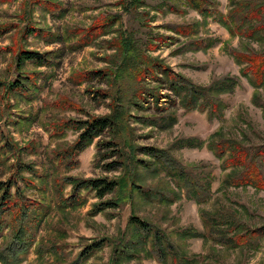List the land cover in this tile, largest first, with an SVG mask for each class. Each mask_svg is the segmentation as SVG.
Returning a JSON list of instances; mask_svg holds the SVG:
<instances>
[{"label":"rangeland","instance_id":"obj_1","mask_svg":"<svg viewBox=\"0 0 264 264\" xmlns=\"http://www.w3.org/2000/svg\"><path fill=\"white\" fill-rule=\"evenodd\" d=\"M208 2L211 13L204 16L184 0H143L133 11H126L120 0H0V180L12 176L26 202L50 204L20 264H68L75 259L78 264H264V236L236 242L222 231L233 232L225 217L250 229L264 228V189L223 185L230 168L223 169L222 159L207 146L221 128L244 145L264 144V88L253 89L233 57L235 51L264 52V43L232 35L219 21L231 0ZM105 22L106 27L99 28ZM188 24L194 28L189 35L173 32L172 26ZM32 27L39 29L28 34ZM123 32L138 49L196 86L222 78H231L234 85L213 93L223 106L210 118L205 110L181 105L163 80L141 81L160 95L157 101L130 95L126 104L132 143L165 149L183 167L188 185L151 163L137 168V182L145 191L149 188L148 193L134 190L121 206L93 213V205L112 194L99 198L92 189L73 190L69 178L116 176L118 171L104 166L114 158L100 160L98 138L70 159L60 154L66 155L80 132L76 120L110 113L112 96L122 93L117 89L120 57L115 44ZM20 49L49 52L48 62H26L17 69ZM96 70L109 73L108 78L85 80L87 72ZM18 73L30 74L27 90L7 89L12 80L22 81ZM170 114L167 127L148 125L144 119ZM107 138L105 133L100 139ZM185 139H193V145L181 146ZM138 157L152 160L144 153ZM14 162L33 171L10 168ZM192 186L197 188L195 196ZM65 198L76 199V205L59 207ZM131 215L156 230L161 250H153L152 235L138 240L139 233L128 223ZM123 237L124 243L139 241L132 253L124 251ZM99 240L101 247L87 253L86 246Z\"/></svg>","mask_w":264,"mask_h":264},{"label":"trees","instance_id":"obj_2","mask_svg":"<svg viewBox=\"0 0 264 264\" xmlns=\"http://www.w3.org/2000/svg\"><path fill=\"white\" fill-rule=\"evenodd\" d=\"M120 1L126 11H133L143 4V0ZM184 1L188 6L197 10L199 14L205 16L210 12L208 0ZM220 17L219 21L232 35L243 36L249 40L264 43V0H243L239 2L235 0L232 2L231 0L228 12L220 15ZM106 24L107 22L104 23V26L100 25L99 28L106 27ZM191 26L192 24L175 25L172 26V29L175 34L183 36L189 35L191 29H194ZM34 29L39 28L32 27L31 30H26V32L29 34V31ZM115 45L120 57L116 71L119 77L117 89H120L122 93H116L112 96L114 105L110 113L103 116L88 117L85 120H76L74 122L76 124L75 128L80 132L73 144L68 147L66 155L60 154L62 159H70L87 147L93 139L98 138L97 154L101 155L100 160L114 158L104 166H106V171H118L119 174L116 176L83 180L69 178L73 190L92 189L99 198L106 194H112L111 198L95 203L92 208L93 213L121 206L130 199L134 190H139L140 193H148L150 189L147 188V191H145L146 187L137 182L139 177L137 168L139 167L149 168L152 163L156 169H167L172 177L181 179L183 182H186L188 178L183 171V167L165 149L154 146H137L132 143L131 133L133 135L134 129L130 126L131 114L126 104L130 95L144 98L148 96L155 99V101L160 95L156 90L144 88L141 81L148 79L163 80L166 87L175 96L179 97L181 105L186 108L205 110L210 118L219 114L218 111L223 106L222 101L215 97L213 93H222L227 88L232 90L234 85L231 78H222L208 86H196L184 77L173 73L160 60L151 58L145 51L138 49V44L124 32L118 36ZM245 52L235 51L233 57L235 62L241 66L240 73L242 76L246 77L253 89L257 91L261 87L264 88V52ZM48 54L49 52L39 53L34 50L20 49L15 56V66L19 69L26 62L38 66L44 65L48 62ZM20 74L18 76L23 78L22 81L12 80L8 83L7 89L12 91L27 90L28 83H30L28 81L30 74L28 73V76ZM108 75L109 73L104 70H96L87 72L84 78L85 80L93 78L106 80ZM1 85H3L2 82H0ZM94 93L100 95V90H95ZM106 95L109 96L108 93ZM104 97L106 98V96ZM135 105L141 107L142 104L136 102ZM169 118H171V114L159 116L158 118L144 117L148 120V125L155 126L162 123L163 127H167L168 123H171V121H168ZM105 133L108 138L101 140V136ZM192 141L193 139H185L181 140L180 144L181 146H192ZM207 146L216 157L222 159L223 169L230 168L222 181L223 185H251L258 189H264V174L262 171L264 168V144L244 145L235 136H226L221 128L210 137ZM9 147L11 149V146ZM138 153H144L150 156L152 160L141 159L138 157ZM13 167L19 168V171H33L32 166L21 165V162H14L10 168ZM16 183V179L12 176H9L6 180H0L1 264H20L25 259L26 254L34 244L38 227L50 210L49 203L38 200L37 202H26ZM190 190L192 195L195 196L197 188L192 186ZM65 199L64 202H58L57 205L67 209L74 207L77 203L76 199L70 198L71 201ZM223 222L227 226L233 227V232L230 235L225 233L228 229L222 230L226 239L237 242L239 239L246 238V241L254 242L257 238L264 236V228L250 229L243 226L236 218L225 217ZM128 223L135 228L136 233H139V241H145L149 235H152L153 250L162 249L158 246L160 237L157 235L156 230H153L146 222L140 220L137 216L131 215ZM138 240L131 239L124 243L123 237L121 243H124V251L127 250L128 253H132L130 249L135 247L136 243L139 242ZM101 245L102 240L91 242L86 246L87 253L99 249ZM117 247L115 249H118ZM37 249H40V246ZM113 261L115 262V260ZM68 264H78V260L75 259Z\"/></svg>","mask_w":264,"mask_h":264}]
</instances>
